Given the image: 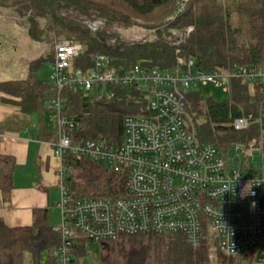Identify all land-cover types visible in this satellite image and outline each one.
<instances>
[{"label": "trees", "instance_id": "16d2710c", "mask_svg": "<svg viewBox=\"0 0 264 264\" xmlns=\"http://www.w3.org/2000/svg\"><path fill=\"white\" fill-rule=\"evenodd\" d=\"M1 9L26 17L29 36L37 42L49 44L64 37L82 43L85 50L74 60L72 68H81L84 73L94 68L97 55L109 56L110 68L118 73L135 64L161 69H174L176 65V47L161 37L133 45L109 43L115 37L110 31L113 26L125 28L137 21L145 25L162 23L179 10L176 0H0ZM84 17L104 20L105 28L92 33L80 20ZM171 22L193 27L183 45V54L204 70L228 71L235 65H264V0H191ZM52 51L47 57L40 56L29 63L26 78L0 81V100L20 107V113L0 121V138L5 132L29 128L30 115L45 113L57 87L50 80L39 78L38 71L46 60L53 61ZM109 89L113 96L107 100L81 89L64 88V114L80 123L69 132L73 141L103 138L108 144L120 146L126 117L149 114L143 93L120 84L110 85ZM254 90L252 85L238 80L232 81V91L226 100L206 97L201 87L189 90L185 96L187 130L200 143L215 144L223 155L234 143H248L259 136L257 124L253 122L248 129L237 131L232 123L237 117L256 112ZM34 132L41 140H56V130L46 128L42 118ZM64 161L66 188L74 199L127 195L124 172H115L70 152L64 155ZM14 168V158L0 152V190L5 201L11 198ZM59 242L60 235L46 216L27 226L13 227L0 221V264H53L52 250ZM214 244L217 239L206 226L196 248L181 233L121 234L97 243L101 264H253L255 260L254 251L242 255L217 252L212 260L209 249ZM83 249L84 244L74 246L75 264Z\"/></svg>", "mask_w": 264, "mask_h": 264}, {"label": "built area", "instance_id": "2783aa9c", "mask_svg": "<svg viewBox=\"0 0 264 264\" xmlns=\"http://www.w3.org/2000/svg\"><path fill=\"white\" fill-rule=\"evenodd\" d=\"M176 1L179 10L174 18L191 0ZM81 21L92 33L105 24L102 19ZM136 41L129 44L147 43L144 37ZM52 46L49 80L57 92L47 102L46 112L56 130L52 145L60 159L57 176L61 189V224L54 227L60 242L52 250L53 264H75L73 248L77 243L97 245L121 234L181 233L196 248L205 226L217 239L209 249L212 260L217 252L242 255L254 251L253 264H264V182L248 183L264 181V65L207 71L176 48L174 69L135 64L118 73L110 68L109 56L97 55L94 68L84 73L72 68L85 50L82 43L59 37ZM234 80L256 88L252 94L256 95L257 110L235 118L232 126L243 131L254 122L259 136L248 143L232 144L223 155L215 144L200 143L187 130L185 96L191 89L208 85L221 88L228 96ZM114 84L143 93L149 114L126 117L120 146L103 138L73 141L69 132L80 123L64 114V88L109 100L113 96L109 86ZM67 152L124 172L127 195L74 199L66 188Z\"/></svg>", "mask_w": 264, "mask_h": 264}, {"label": "crops", "instance_id": "0c3cea01", "mask_svg": "<svg viewBox=\"0 0 264 264\" xmlns=\"http://www.w3.org/2000/svg\"><path fill=\"white\" fill-rule=\"evenodd\" d=\"M23 34L28 36V45L37 43L30 38L29 32L2 25L0 21V81L24 79L28 75L29 66L22 74L18 61L7 59L8 47L12 52L15 47H20ZM18 113V105L0 100V121ZM34 114L30 115L29 128L20 132H5L0 138V152L15 160L10 201L3 199L0 190V221L13 227L31 225L42 216H46L53 226L51 211L59 209L61 189L57 173L60 159L54 155L52 141L41 140L34 134L41 118L46 128L53 130L55 125L49 121L46 111L32 123Z\"/></svg>", "mask_w": 264, "mask_h": 264}, {"label": "rangeland", "instance_id": "374dc122", "mask_svg": "<svg viewBox=\"0 0 264 264\" xmlns=\"http://www.w3.org/2000/svg\"><path fill=\"white\" fill-rule=\"evenodd\" d=\"M0 21L2 25L8 27H16L21 29L23 32H28V26L22 28L21 26L24 24H28V20L26 17H21L18 13L14 12L13 10H0ZM83 19V18H81ZM80 19V20H81ZM84 19H89L84 17ZM172 19H174L173 15H168L166 19L162 23H155L151 25H145L141 23V21H137L131 26L125 28L114 29L113 26L110 31L115 34L116 41L119 43L129 44L130 42H137L136 40L141 38H146L147 42H152L157 40L159 37L166 39L172 46L179 48L181 53H184L183 45H185L187 39L189 38L190 34L193 31L192 26H177L172 25ZM96 20V19H91ZM98 20V19H97ZM105 28V24L102 28L99 29L103 30ZM28 34V33H27ZM113 37V38H115ZM112 38V39H113ZM20 47H15V51H10L8 47V56L7 59L10 60H17L18 64L21 66V73L25 74V70L28 69L29 62L32 60L37 59L38 57L48 56L50 52H53L52 43H42L37 42L32 45H28L29 39L26 34L22 35ZM112 41H109L110 44H115ZM13 45V44H12ZM19 48H21L19 50ZM19 58V59H18ZM52 60H46L41 68L38 71L39 78L43 80H48L50 74L49 65ZM21 75V74H20ZM203 93L206 97H213L217 100H226L227 94L223 92V90L219 87H215L214 85H208L203 88ZM40 114H34L32 116V123L39 117ZM59 194V193H58ZM60 195V194H59ZM59 198V197H58ZM61 199V197H60ZM60 209V208H59ZM56 209L51 211V222L53 227H57L61 224V210ZM83 244V243H77ZM84 253L83 255L79 256L78 264H101L100 258V247L91 241H87L84 245Z\"/></svg>", "mask_w": 264, "mask_h": 264}, {"label": "clouds", "instance_id": "9594fccd", "mask_svg": "<svg viewBox=\"0 0 264 264\" xmlns=\"http://www.w3.org/2000/svg\"><path fill=\"white\" fill-rule=\"evenodd\" d=\"M261 182H264V181H259L258 183H252V181H249L248 183H249V184H253V185H258V184L261 183Z\"/></svg>", "mask_w": 264, "mask_h": 264}]
</instances>
